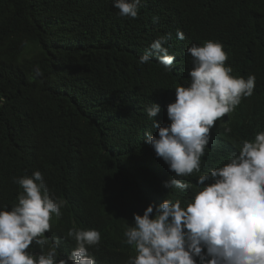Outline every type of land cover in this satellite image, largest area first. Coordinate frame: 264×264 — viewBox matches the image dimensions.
<instances>
[{
	"label": "trees",
	"instance_id": "1",
	"mask_svg": "<svg viewBox=\"0 0 264 264\" xmlns=\"http://www.w3.org/2000/svg\"><path fill=\"white\" fill-rule=\"evenodd\" d=\"M166 34L172 70L155 57L140 64ZM207 41L223 46L232 76L254 75L255 87L218 120V146L205 150L200 173L180 178L191 187L168 190L163 183L174 173L145 142L146 131H158L146 109L158 104L153 119L170 123L175 88L190 84L187 48ZM0 98V209L23 194L13 178L35 171L66 201L50 220L49 244L33 242L28 251L46 254L59 238L58 259L67 260L77 246L68 231L95 229L101 240L88 247L95 264H129L137 253L124 231L133 213L164 199L185 207L203 187L199 175L264 132V0H141L136 19L120 16L113 0H0Z\"/></svg>",
	"mask_w": 264,
	"mask_h": 264
},
{
	"label": "clouds",
	"instance_id": "2",
	"mask_svg": "<svg viewBox=\"0 0 264 264\" xmlns=\"http://www.w3.org/2000/svg\"><path fill=\"white\" fill-rule=\"evenodd\" d=\"M140 3L113 0V7L120 16L136 19ZM176 36L185 38L180 30ZM170 38L166 34L155 39L139 63L155 57L171 71L175 56L163 46ZM187 53L193 58L190 84L175 88V101L166 106L170 123L161 126L153 119L161 110L158 104L146 109L158 131L157 135L146 131L145 142L174 173L163 183L168 190L191 187L180 178L200 173L205 150L218 146L214 132L218 120L251 96L255 87L254 75L247 79L231 75L220 43L193 44ZM34 71L42 75L38 67ZM13 182L23 194L10 210L0 209V264H95L88 254V247L101 240L95 229L68 231L77 246L67 260L58 259L59 238L53 239L46 254L29 252L33 242L49 244L45 233L51 230L50 220L53 214L61 217L66 201L55 198L40 171ZM196 183L203 187L185 207L179 199H164L159 205L149 204L142 215L133 213L134 226L126 224L124 231L125 243L137 253L129 264H264V132L257 133L254 141L243 140L229 163L199 175Z\"/></svg>",
	"mask_w": 264,
	"mask_h": 264
}]
</instances>
